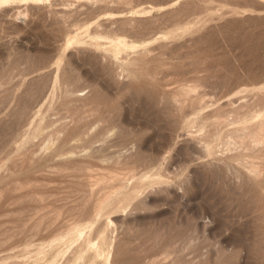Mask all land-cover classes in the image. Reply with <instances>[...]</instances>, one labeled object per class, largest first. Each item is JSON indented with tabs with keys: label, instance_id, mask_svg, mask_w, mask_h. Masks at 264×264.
I'll use <instances>...</instances> for the list:
<instances>
[{
	"label": "rangeland",
	"instance_id": "obj_1",
	"mask_svg": "<svg viewBox=\"0 0 264 264\" xmlns=\"http://www.w3.org/2000/svg\"><path fill=\"white\" fill-rule=\"evenodd\" d=\"M0 264H264V0H0Z\"/></svg>",
	"mask_w": 264,
	"mask_h": 264
},
{
	"label": "bare ground",
	"instance_id": "obj_2",
	"mask_svg": "<svg viewBox=\"0 0 264 264\" xmlns=\"http://www.w3.org/2000/svg\"><path fill=\"white\" fill-rule=\"evenodd\" d=\"M26 1H27V0H26ZM30 1H31V0H30ZM3 2H4V1H3ZM24 11H27V10H24ZM24 11H23V12H24ZM23 12L20 11V12L17 13V15H20V16H21V15H23V14H22ZM24 13H25V12H24ZM18 17H19V16H18ZM261 126H262V125H261ZM259 127H260V126H259Z\"/></svg>",
	"mask_w": 264,
	"mask_h": 264
}]
</instances>
